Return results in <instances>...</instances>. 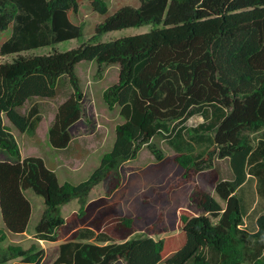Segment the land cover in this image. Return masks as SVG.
I'll return each mask as SVG.
<instances>
[{"label":"trees","instance_id":"1","mask_svg":"<svg viewBox=\"0 0 264 264\" xmlns=\"http://www.w3.org/2000/svg\"><path fill=\"white\" fill-rule=\"evenodd\" d=\"M93 10L107 14L103 0ZM125 6L96 28L89 42L78 48L46 55L26 52L81 37L83 0H0V35L12 34L0 47V149L17 162H0V205L5 228L0 230V264H41L40 241L62 242L53 264H264V214L255 230L245 227L246 207L238 196L250 178L258 181L264 199V0H140ZM75 19L76 22L72 21ZM152 26L149 32L111 42L104 34L131 27ZM96 60L119 65V82L104 91L109 110L120 107L125 122L117 125L110 152L87 180L60 183L55 171L40 157L22 159L20 146L5 124L6 117L21 133L34 134L40 121L38 106L28 113L34 98H54L60 79L68 76L72 96L60 105L49 140L67 148L70 128L84 114V93L76 66ZM194 116L204 121L189 127ZM260 134L254 140L251 134ZM166 134L175 149L174 162L181 184L214 167V159L230 160L233 178L221 180L216 193L222 202L198 184L190 203L203 214L183 211L174 216L173 239L141 236L145 216L152 220L151 204L161 203L163 216L171 183L155 188V201L146 195L132 204V215H122L109 203L120 186V168L148 147L158 161L164 152L153 138ZM113 177L105 197L89 200L91 191ZM31 189L43 196L45 210L34 241L1 244L7 232L27 231L32 207L24 195ZM77 199L78 211L68 217L62 206ZM145 204L141 206V204ZM140 235V236H138ZM171 247L169 250L168 248ZM170 255V256H168ZM168 256V257H167Z\"/></svg>","mask_w":264,"mask_h":264},{"label":"rangeland","instance_id":"2","mask_svg":"<svg viewBox=\"0 0 264 264\" xmlns=\"http://www.w3.org/2000/svg\"><path fill=\"white\" fill-rule=\"evenodd\" d=\"M108 7V12L102 15L93 10V0H83L82 12L80 15L83 25V34L81 37L63 41L51 47H42L27 51V55H46L54 51H69L80 47L89 42L96 34V28L103 23L108 17L113 15L122 7L130 6L140 7V0H103ZM72 21L76 22L75 19ZM152 26L131 27L122 30L108 32L101 36L98 42H111L128 36H134L149 32ZM11 30L0 35L1 45L11 37ZM13 56L0 57V63L12 61ZM100 65L96 60H84L76 66V74L80 79V86L84 93L83 107L84 114L71 128L72 145L65 149H56L49 140V132L54 124L55 117L60 105L67 101L73 94L74 88L68 76L60 79L57 86V95L54 98H34L28 101L23 111L28 113L33 106H38L41 121L34 134L21 133L5 117L4 122L12 128L21 150L23 159L28 157H40L44 160L46 166L55 171L59 182L62 184L66 181L72 184H79L87 180L93 171L100 165L102 156L110 152L116 139L117 125L124 123L125 120L120 114V107L115 110L108 109L104 99V91L119 82L120 66L111 65L103 66L102 72L99 73ZM204 119L201 116H194L187 122V126H197ZM166 134L158 135L153 138L155 143L164 152V159L158 161L151 153L148 147H144L138 157L126 162L120 168V186L109 197V203L113 205L120 214L132 215L130 209L132 204L140 205L141 200L148 195L152 201H155V188L164 187L159 192L169 190V184L174 186L168 196L166 209L163 216H168L169 221L159 219V208L161 203L151 204L150 209L152 220L149 221L145 216V224L140 233L141 236L149 235L159 239H173L179 234V231L173 229L175 222L174 216L180 212L186 211L193 215L203 214L195 205L190 203V195L196 184L205 192L222 202L216 193V185L221 180H230L233 178V172L228 158L214 159V167L201 172L193 181L181 184V177L176 173V156L175 149L170 145ZM252 138L257 141L260 134H251ZM71 157H76L82 163L74 168H70L66 161ZM17 158L12 157L8 152L0 149V162H17ZM114 178L110 177L97 185L90 193L89 200H95L105 197L109 190V183ZM171 179L167 184V181ZM25 197L31 204L32 213L28 223L27 231L22 235H15L7 232V239L1 244L7 247L11 243H20L25 248L31 246L34 241L36 227L38 226L45 210V201L43 196L36 194L33 190L24 191ZM238 196L245 203L246 217L245 227L249 230H255L257 218L264 214V199L259 195L258 181L256 178H250L248 183L238 191ZM145 204H141L144 206ZM80 208L77 199L72 200L62 206L61 213L64 217L71 215ZM5 228L1 205H0V230ZM138 235V236H140ZM45 250V257L41 264H53L59 256V246L61 242H44L40 241ZM171 247L168 248V250ZM170 256V255H168ZM167 256V257H168ZM18 259L15 262H19ZM10 262L8 264H15ZM115 264H125L119 260Z\"/></svg>","mask_w":264,"mask_h":264},{"label":"crops","instance_id":"3","mask_svg":"<svg viewBox=\"0 0 264 264\" xmlns=\"http://www.w3.org/2000/svg\"><path fill=\"white\" fill-rule=\"evenodd\" d=\"M73 141H71L70 145H72ZM23 159V158H22ZM68 163H69V166L70 168H74L76 167L77 165H80L81 160L79 158H76V157H71L69 159L66 160ZM90 201H93V200H90ZM78 211V210H77ZM76 212V211H75ZM74 213V212H73ZM68 217V216H67ZM61 242V241H60ZM62 243V242H61ZM61 245V244H60ZM60 247V246H59Z\"/></svg>","mask_w":264,"mask_h":264}]
</instances>
